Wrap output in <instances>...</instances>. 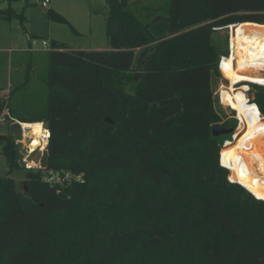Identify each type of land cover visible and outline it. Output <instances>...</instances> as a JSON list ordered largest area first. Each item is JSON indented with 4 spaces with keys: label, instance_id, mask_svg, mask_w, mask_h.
I'll list each match as a JSON object with an SVG mask.
<instances>
[{
    "label": "trees",
    "instance_id": "1",
    "mask_svg": "<svg viewBox=\"0 0 264 264\" xmlns=\"http://www.w3.org/2000/svg\"><path fill=\"white\" fill-rule=\"evenodd\" d=\"M105 1L109 50L53 41L39 115H15L11 96L27 79L10 87L11 116L50 130L43 164L82 181L44 183L3 136L0 264H264V179L254 195L230 183L219 161L227 139L212 134L215 124L236 126L214 98L224 55L214 29L264 25V0ZM49 18L68 23L53 10ZM254 87L264 115V87ZM20 169L27 175L17 183L10 175Z\"/></svg>",
    "mask_w": 264,
    "mask_h": 264
},
{
    "label": "rangeland",
    "instance_id": "2",
    "mask_svg": "<svg viewBox=\"0 0 264 264\" xmlns=\"http://www.w3.org/2000/svg\"><path fill=\"white\" fill-rule=\"evenodd\" d=\"M41 1L43 0H0L1 12L11 11L14 13L10 20L0 19L1 95L12 84L24 83L25 79L28 80L27 85L22 90L14 92L11 96L13 98L12 106L15 104L20 107V111H14L18 118L39 115L42 112L39 110H41L40 108H42L48 93L49 51L36 49L32 52H26L28 46L26 34L32 36L33 40L38 43L37 48H41V41L48 38L49 27L51 26V32L70 50H88L91 48L98 51L109 50L105 18L108 6L105 0H49L48 8H43L40 4ZM166 1L158 0L157 2L164 4ZM50 10L60 14L68 23L52 21L49 18ZM237 33L240 35L239 29ZM240 41L241 39L237 38L236 42L239 43ZM213 42L222 54L227 55L226 31L215 32ZM249 56L256 59L261 68H264L263 56L260 51L242 56L237 61L238 66L241 67L246 64L241 62L243 60L247 63L252 61ZM246 70L248 75L258 74L259 71L257 68L252 69L251 67ZM260 77L262 78L261 75ZM221 82L220 78H214L213 89H216ZM260 83L264 84V81ZM253 90L255 93L257 88L253 87ZM217 108L228 118L232 115L230 109L221 108L218 105ZM8 128V124H0L1 177L7 176L8 173L7 160L3 154V147L6 143L3 135L14 138L9 135ZM223 139L231 140V134L223 136ZM225 150L228 154H231L230 147ZM26 175L27 172L20 169L13 171L10 178L20 183L26 179ZM258 186L259 182L255 186L245 187H255L257 190ZM251 196L256 200L253 195Z\"/></svg>",
    "mask_w": 264,
    "mask_h": 264
},
{
    "label": "built area",
    "instance_id": "3",
    "mask_svg": "<svg viewBox=\"0 0 264 264\" xmlns=\"http://www.w3.org/2000/svg\"><path fill=\"white\" fill-rule=\"evenodd\" d=\"M41 6L43 8H48L49 5V0H43L41 1ZM237 25V24H236ZM236 25H229L223 28H216L214 29L216 32L219 31H226L227 32V55H223L220 57L219 62H218V71L221 75L220 79L222 82L217 86L216 89H214V98L216 100V103L219 107L221 108H227L230 109L231 116L230 118H233L236 120V126L231 134V140H227L220 152V166L225 168L226 170L229 171V177L228 181L232 184H238L242 186L239 182L235 181L232 176H233V163L229 165H225L223 163V157H222V151L228 147H231L232 145L236 144L239 142L248 132V121L245 117H242L238 114L237 111L232 109L231 106H228L225 103L224 100V93H227L228 90L230 89V81L225 78L224 76V66L225 62L229 61L231 56H232V38H233V28ZM26 40L29 43V50L34 51L36 49L40 50H46V51H53V48L51 47V44L47 40H42L41 41V48L38 47V43L33 40V38L30 35H26ZM35 46V47H34ZM236 62L233 63V67L236 66ZM253 69V68H252ZM259 75L264 77V68L259 69L257 72ZM252 75H257L256 73ZM264 87V85H259L256 83H251V82H241L236 84L234 87L235 89L239 88H244L245 89L244 94L246 97H248V103L251 104L252 106H257L252 102V96L254 94L253 87ZM258 108V106H257ZM259 109V108H258ZM258 121L259 123L264 124V115L261 113V111H258ZM0 122H8L9 124H14L18 123L19 124V130L14 137V143L18 149V157H17V163L23 167L25 170L28 171H34L38 172L41 174L42 181L52 187L56 188H62L67 185H71L73 183H77L82 181V176L81 175H74L70 171H55L47 168L43 164V160L46 157L48 153V146L50 143V138H51V133L48 127L44 122L40 123H35V124H41V134L38 136L37 139L31 136L32 133V128L30 127V124L28 123H22L16 119H14L9 110L7 108L4 109ZM261 129V128H260ZM264 130V128L262 129ZM250 139L249 141H254V138L252 136H249ZM37 142V144L34 146V143Z\"/></svg>",
    "mask_w": 264,
    "mask_h": 264
},
{
    "label": "bare ground",
    "instance_id": "4",
    "mask_svg": "<svg viewBox=\"0 0 264 264\" xmlns=\"http://www.w3.org/2000/svg\"><path fill=\"white\" fill-rule=\"evenodd\" d=\"M240 30V35L237 33V30ZM239 36V37H238ZM237 38H240L241 41L237 43ZM263 56L264 64V25H258L255 23L249 24H237L233 28V38H232V56L229 61L225 62L224 66V76L230 81V89L227 93H224V100L228 106H231L232 109L238 112L242 117H245L248 121L249 127L246 135L236 144L230 147L231 154H228L224 149L222 154L226 157H229L233 161V176L232 178L239 182L243 188H245L250 194H255V186L258 184L259 179H264V124L259 123L258 116L253 114L252 111L247 108L256 107L248 103V97L243 98V102L237 98V94L243 88L235 89V85L239 82H251L259 85H264L263 81H254L250 79H245L241 77L251 76L257 78V76L248 75L247 68H257L262 69L261 66L257 63L256 59L248 61V63L239 67L238 64L233 67V63L236 62L242 57L250 53L259 52ZM240 76V77H239ZM260 78V77H258ZM261 79H264L262 77ZM254 81V82H253ZM232 97L237 103L240 110L233 107L230 101ZM242 99V98H241ZM245 105V107H244ZM259 111V109L257 108ZM257 111V113H258ZM241 112V114H240ZM30 127L33 129L31 136L35 139L38 138L41 134V124H30ZM261 128V129H260ZM249 136L254 138V141H249ZM37 142L34 143V146ZM248 187H245V186ZM264 201V197H262Z\"/></svg>",
    "mask_w": 264,
    "mask_h": 264
},
{
    "label": "crops",
    "instance_id": "5",
    "mask_svg": "<svg viewBox=\"0 0 264 264\" xmlns=\"http://www.w3.org/2000/svg\"><path fill=\"white\" fill-rule=\"evenodd\" d=\"M52 31V28H51V26L49 27V33H48V38L47 39H45V40H47V41H49V43L51 44L53 41H57V42H61L62 43V41L59 39V38H56V36L53 34V32H51ZM27 35V34H26ZM32 37V36H31ZM28 43V42H27ZM68 48V47H67ZM69 49V48H68ZM70 50V49H69ZM81 51H98V50H95V48H91V49H88V50H81ZM9 52H10V50H9ZM26 52H32V51H30L29 50V43H28V46H27V51ZM9 87H10V85H9ZM9 91H10V88L3 94V95H1V93H0V119H1V115H2V113H3V111H4V109L6 108L5 107V101H6V99L8 98V95H9ZM0 124H8L9 125V135H11V131H10V127H11V125L12 124H9L8 122H0ZM3 136H5V135H3Z\"/></svg>",
    "mask_w": 264,
    "mask_h": 264
},
{
    "label": "water",
    "instance_id": "6",
    "mask_svg": "<svg viewBox=\"0 0 264 264\" xmlns=\"http://www.w3.org/2000/svg\"><path fill=\"white\" fill-rule=\"evenodd\" d=\"M141 77H142V74H141V73H137V74L135 75V78L138 79V80H140ZM108 121H109V120H108ZM109 122H110V121H109ZM18 130H19V124H18V123H14V124H12L11 127H10L11 136H12V137H15L16 134H17V132H18ZM233 131H234L233 128L222 127V126H220V125H218V124H215V125H213V127H212V134H213V136H215V137L226 136V135L232 134Z\"/></svg>",
    "mask_w": 264,
    "mask_h": 264
}]
</instances>
